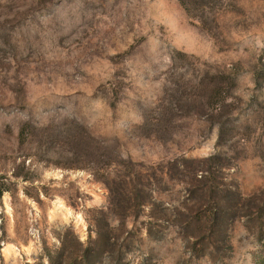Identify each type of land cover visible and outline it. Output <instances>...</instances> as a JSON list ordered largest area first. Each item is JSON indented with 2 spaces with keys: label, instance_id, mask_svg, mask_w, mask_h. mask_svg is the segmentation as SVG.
<instances>
[{
  "label": "rangeland",
  "instance_id": "374dc122",
  "mask_svg": "<svg viewBox=\"0 0 264 264\" xmlns=\"http://www.w3.org/2000/svg\"><path fill=\"white\" fill-rule=\"evenodd\" d=\"M94 243L260 264L264 0H0V264Z\"/></svg>",
  "mask_w": 264,
  "mask_h": 264
},
{
  "label": "trees",
  "instance_id": "16d2710c",
  "mask_svg": "<svg viewBox=\"0 0 264 264\" xmlns=\"http://www.w3.org/2000/svg\"><path fill=\"white\" fill-rule=\"evenodd\" d=\"M221 212H222L221 210L220 211L217 210L213 215V217L210 218V224L212 228L219 223ZM101 248L102 247H100L99 243L89 244L85 250L80 251V253H83V256L81 257V262L85 264H91V262H93L94 258L97 256V254H99ZM104 251H106V249H104ZM258 260L260 264H264V246L259 252Z\"/></svg>",
  "mask_w": 264,
  "mask_h": 264
}]
</instances>
